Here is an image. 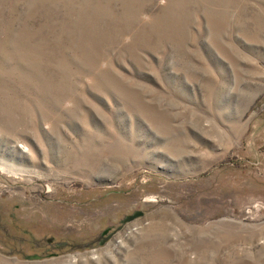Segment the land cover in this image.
Wrapping results in <instances>:
<instances>
[{"label":"rangeland","instance_id":"rangeland-1","mask_svg":"<svg viewBox=\"0 0 264 264\" xmlns=\"http://www.w3.org/2000/svg\"><path fill=\"white\" fill-rule=\"evenodd\" d=\"M0 264H264V0H0Z\"/></svg>","mask_w":264,"mask_h":264},{"label":"water","instance_id":"water-1","mask_svg":"<svg viewBox=\"0 0 264 264\" xmlns=\"http://www.w3.org/2000/svg\"><path fill=\"white\" fill-rule=\"evenodd\" d=\"M133 217L128 218L127 220L130 221Z\"/></svg>","mask_w":264,"mask_h":264}]
</instances>
